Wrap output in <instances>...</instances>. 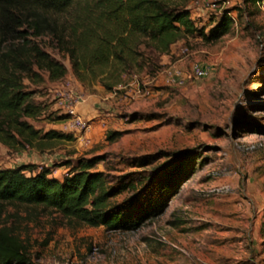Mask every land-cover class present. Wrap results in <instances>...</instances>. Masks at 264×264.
<instances>
[{
  "label": "rangeland",
  "instance_id": "374dc122",
  "mask_svg": "<svg viewBox=\"0 0 264 264\" xmlns=\"http://www.w3.org/2000/svg\"><path fill=\"white\" fill-rule=\"evenodd\" d=\"M175 3L189 8L199 27L208 29L225 9L231 10L233 22L214 41L197 33L180 36L167 52L151 55L144 68L124 76L111 91L96 79L78 80L52 37L40 39L67 72L56 80L44 71L42 80L25 79L43 106L42 114L29 121L71 139L17 151L0 143V168L28 158L33 162L26 174L43 166L61 178L68 170L65 161L98 157L91 170L111 177L146 176V184L154 175L160 180L171 153L193 149L194 154L192 171L175 193H154L153 198L167 200L164 209L150 212L135 229L90 226L49 209L8 206L0 225L19 236L32 263L264 264V5L244 8L241 0ZM194 62L208 66L209 75L191 76ZM66 92L94 97L96 113L85 117L90 131L56 119L63 114L58 101ZM109 131L120 134L109 140ZM249 144L256 147L249 150ZM216 170L226 174L214 176ZM222 184L230 190L209 191ZM131 194L122 191L112 202L121 203ZM146 202L143 197L132 208L144 209Z\"/></svg>",
  "mask_w": 264,
  "mask_h": 264
},
{
  "label": "trees",
  "instance_id": "16d2710c",
  "mask_svg": "<svg viewBox=\"0 0 264 264\" xmlns=\"http://www.w3.org/2000/svg\"><path fill=\"white\" fill-rule=\"evenodd\" d=\"M260 4L264 0H241L244 8ZM230 12L225 9L206 29L197 26L189 8L175 0H0V143L17 151L71 139L55 129H38L29 121L42 114L43 106L25 79L42 80L44 71L56 80L67 72L65 64L43 47L44 35H50L68 56L78 80L96 79L111 91L123 83L124 76L144 68L151 55L167 52L182 35L197 33L206 41L217 40L231 27ZM64 118V114L56 117ZM119 134L109 131L106 137L113 140ZM171 154L160 180L154 175L146 184V176L111 177L91 170L98 157L80 158L76 164L65 161L68 170L61 178L43 166L30 169L29 174V164L0 168V217L8 206L16 205L53 210L90 226L135 229L150 212L166 206L167 200L153 198L154 193L160 189L175 193L192 171L193 149ZM139 184H143L140 189ZM125 190L132 192L129 198L112 202ZM143 197L147 207L133 209ZM0 264H34L19 236L4 225H0Z\"/></svg>",
  "mask_w": 264,
  "mask_h": 264
},
{
  "label": "built area",
  "instance_id": "2783aa9c",
  "mask_svg": "<svg viewBox=\"0 0 264 264\" xmlns=\"http://www.w3.org/2000/svg\"><path fill=\"white\" fill-rule=\"evenodd\" d=\"M210 69L208 66L194 62L191 64L190 75L195 78H203L208 76ZM84 100V97L81 94L74 92H66V94L59 98L58 107L62 108V113L66 115V118L71 127H74L77 131H90V125L88 123L89 119H85L84 116L79 114L76 110L77 105ZM256 147L255 144H249L248 149L253 150ZM214 176H220L226 174L224 170L213 171ZM230 190L228 184H222L212 187L210 192H227Z\"/></svg>",
  "mask_w": 264,
  "mask_h": 264
},
{
  "label": "crops",
  "instance_id": "0c3cea01",
  "mask_svg": "<svg viewBox=\"0 0 264 264\" xmlns=\"http://www.w3.org/2000/svg\"><path fill=\"white\" fill-rule=\"evenodd\" d=\"M76 110H77V112L79 114H81L84 117H86V116L89 117L91 114L92 115L95 114L96 113V108H95L94 97L91 96V95L86 96V98L77 105ZM28 162H33V161H31V159L27 158V160H25L23 163H19L17 165L29 164Z\"/></svg>",
  "mask_w": 264,
  "mask_h": 264
}]
</instances>
